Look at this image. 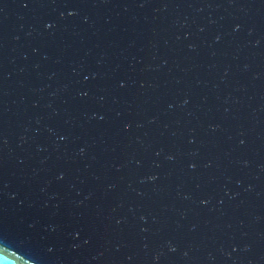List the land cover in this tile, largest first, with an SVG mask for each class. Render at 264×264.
Masks as SVG:
<instances>
[{"label": "water", "instance_id": "1", "mask_svg": "<svg viewBox=\"0 0 264 264\" xmlns=\"http://www.w3.org/2000/svg\"><path fill=\"white\" fill-rule=\"evenodd\" d=\"M0 264H264V0H0Z\"/></svg>", "mask_w": 264, "mask_h": 264}]
</instances>
